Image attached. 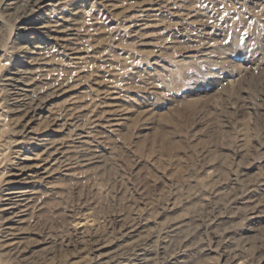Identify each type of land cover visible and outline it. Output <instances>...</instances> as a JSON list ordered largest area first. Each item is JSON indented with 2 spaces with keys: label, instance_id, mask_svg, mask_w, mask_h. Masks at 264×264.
<instances>
[{
  "label": "rangeland",
  "instance_id": "1",
  "mask_svg": "<svg viewBox=\"0 0 264 264\" xmlns=\"http://www.w3.org/2000/svg\"><path fill=\"white\" fill-rule=\"evenodd\" d=\"M80 1L91 5L73 46L80 60L50 46L45 70L65 91L52 90L50 104L81 106L76 131L102 158L38 188L13 241L2 238L0 213V264H79L91 252L77 232L108 245L121 226L144 220L155 233L147 264H264V215L249 223L239 213L248 195H264L255 188L264 177V0ZM11 2L0 0V78L5 65L30 57L22 8ZM104 93L118 97L119 127L91 123ZM9 119L0 116V189L13 152L34 151ZM33 129L40 135L43 126ZM181 218L188 227L169 241L162 228Z\"/></svg>",
  "mask_w": 264,
  "mask_h": 264
},
{
  "label": "bare ground",
  "instance_id": "2",
  "mask_svg": "<svg viewBox=\"0 0 264 264\" xmlns=\"http://www.w3.org/2000/svg\"><path fill=\"white\" fill-rule=\"evenodd\" d=\"M9 5L15 9L22 8L19 10L24 15L19 23L23 26L18 30L30 36L31 42L28 45H31L29 50L23 48L25 49L23 53L30 55L26 62L16 60L5 65L2 70L0 95L3 93L4 98L2 100L0 97V101L2 100L4 107L1 108L0 103V116L8 113L11 118L9 120L20 126L18 132L30 136L27 140L34 150L33 157H30L23 155L22 151L25 148L18 147V152H13L19 156H16V162L12 164L11 169L1 174L6 176L0 189L2 203L0 213L4 220L2 238L13 241L21 235L26 217L33 210L36 199L38 200L37 197L40 195L38 188H47V184L58 173L70 176L69 172L74 169L85 173L89 168L95 169L102 157L97 147L89 142L88 134L80 131L81 129L76 131L84 116L81 106L71 101L67 107L56 110L50 104L54 97L50 95L52 90L56 91L59 97L63 96L65 91L62 84L55 85L54 82L47 80L45 70L47 56L52 54L51 47L54 45L68 52L72 50V61L80 60L81 57L73 46L78 41L76 37L79 33L80 19L87 14L91 5L82 4L80 0H13ZM62 9L63 12L57 15ZM148 12L145 8L141 14ZM134 19L136 20L131 26L135 25L133 27L135 29L139 26L136 24L139 22V16ZM129 29L132 28L128 26L127 31L132 35L141 36V33H136V29V31ZM167 45V48H171L173 44ZM209 49L210 47H207L203 51L200 61L210 58ZM117 98L108 93L103 94L100 104L96 106L98 110L91 116L93 125L101 129H112L122 125L124 113L117 105L119 102ZM34 124L43 126L40 135L32 133ZM31 134L36 136L33 137ZM70 138L75 139L76 143L71 144ZM209 175L212 177V172ZM261 184H264V177L255 184V188L263 195ZM251 188H254V185ZM243 201L245 203H242L243 208L239 213L245 221L253 223L263 217L264 195L260 197L248 195ZM77 225L82 230L84 225L80 223ZM187 227L188 220L181 218L170 221L162 229L165 234H171L169 240L171 241L175 238L172 234H179ZM121 230V238L109 242L108 245L97 244L88 239L85 229L77 232V239L88 245L87 250L91 252V255L85 257L79 264H147L153 253L152 249L147 247L155 240V233L148 228V223L144 220L131 225L125 224L121 226ZM14 250L15 248L11 249ZM225 263H228L227 260Z\"/></svg>",
  "mask_w": 264,
  "mask_h": 264
}]
</instances>
